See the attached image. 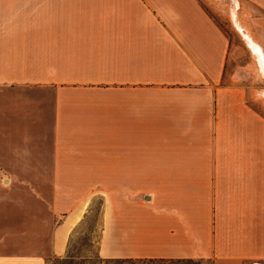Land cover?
<instances>
[{
    "label": "crops",
    "instance_id": "obj_1",
    "mask_svg": "<svg viewBox=\"0 0 264 264\" xmlns=\"http://www.w3.org/2000/svg\"><path fill=\"white\" fill-rule=\"evenodd\" d=\"M206 2L0 0V264L65 257L133 175L155 193L103 198L102 259L264 264V116Z\"/></svg>",
    "mask_w": 264,
    "mask_h": 264
},
{
    "label": "rangeland",
    "instance_id": "obj_2",
    "mask_svg": "<svg viewBox=\"0 0 264 264\" xmlns=\"http://www.w3.org/2000/svg\"><path fill=\"white\" fill-rule=\"evenodd\" d=\"M225 1L227 13L213 14L230 38L222 84L241 88L245 101L264 116V13L251 5L250 8H238L236 0ZM205 2L208 5L204 4L206 8L210 9H213V5H221V0H204ZM142 176L133 175L132 187L128 190H121L118 186L116 191L109 190L108 187L92 191L89 202L84 207L82 220L71 234L67 255L52 258L47 264H112L98 254L103 198L111 195L143 199L148 191L155 193V190L144 185ZM106 183V177L102 175V186H107ZM200 264L208 263L203 261Z\"/></svg>",
    "mask_w": 264,
    "mask_h": 264
},
{
    "label": "trees",
    "instance_id": "obj_3",
    "mask_svg": "<svg viewBox=\"0 0 264 264\" xmlns=\"http://www.w3.org/2000/svg\"><path fill=\"white\" fill-rule=\"evenodd\" d=\"M107 261H109V260H107ZM109 262H111L112 264H119L120 263V261H118V260L117 261H109ZM200 262H201L200 260L177 261V263H182V264H200Z\"/></svg>",
    "mask_w": 264,
    "mask_h": 264
}]
</instances>
